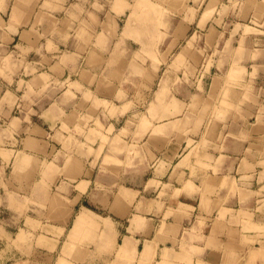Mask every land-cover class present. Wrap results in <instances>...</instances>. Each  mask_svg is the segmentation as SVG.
I'll use <instances>...</instances> for the list:
<instances>
[{
    "label": "crops",
    "instance_id": "0c3cea01",
    "mask_svg": "<svg viewBox=\"0 0 264 264\" xmlns=\"http://www.w3.org/2000/svg\"><path fill=\"white\" fill-rule=\"evenodd\" d=\"M139 1L76 0L58 18L62 0H39L38 9L36 0H0V59H11L6 77L0 76V229L27 222V231H35L32 223L41 224L40 231L75 235L91 227L106 241L112 231L119 248L111 264H264V100L248 105L251 127L223 131L226 122L212 121L206 139L213 147L200 154L201 164L211 169L191 156L204 131L187 138L173 129L142 137L135 128L126 137V116L139 107L134 104L126 113V104L140 88L126 90V49L138 42L126 38L125 17ZM153 1L174 13L163 44L185 48L189 36L197 34L223 45L217 56L172 50L174 60L197 56L198 84L228 76L239 50L250 62L237 64L232 77L264 67V0ZM40 8L41 22L35 14ZM4 12L16 13L17 21L4 26ZM206 12L212 15L202 26ZM81 31L85 37H79ZM239 118L228 117L229 127L240 124ZM132 145L139 158L130 168L126 149ZM148 148L155 157L150 178L141 161ZM18 156L25 163L47 161L51 169L44 182L62 198L61 211H49L52 199L48 209L34 202L46 167H28L33 173L22 185L14 183L12 171L4 176ZM152 182L158 184L156 195L148 198ZM3 254L0 264L13 260Z\"/></svg>",
    "mask_w": 264,
    "mask_h": 264
},
{
    "label": "rangeland",
    "instance_id": "374dc122",
    "mask_svg": "<svg viewBox=\"0 0 264 264\" xmlns=\"http://www.w3.org/2000/svg\"><path fill=\"white\" fill-rule=\"evenodd\" d=\"M38 1L36 0V9L39 8ZM62 2V7L57 8L60 9L58 18H64L68 13L66 11L67 8L76 3V0H62ZM137 8L132 10L130 16L125 17V20H128L126 38L128 37L138 42L132 45L130 53L126 49V90L133 93V91L140 88V91L138 95L136 93L133 99H130L131 101L126 104V113L132 108L135 109L134 104L139 107L132 114H129V117L126 116V131L124 133L126 132L127 137L131 134V129L136 128L138 133L141 134L140 136L143 137L149 132H152L153 135L165 134L173 129L179 132L180 138H187L190 135L200 136V132L204 131L205 135L201 138V142L193 148L191 156L197 158L198 165L211 169V166L201 164L200 154L201 151H206L213 147V144L210 143L211 141L209 142L206 139L210 131L214 129L212 121L226 122L224 123L223 131L224 129L237 131L239 126L241 129L246 128L247 125L251 127L247 119L249 118L252 122L254 118L250 117L251 107L248 105L254 99L264 100V67L262 69L254 67V72L251 75L243 73L232 77V71L236 69L237 64L239 65L242 62L246 66L248 64L247 61L250 62L246 57H243V51L239 50L236 56L239 60L234 62L228 76L217 78L212 84L210 79H205V83L198 84L199 71L194 69L196 67L194 64L199 62L196 59L197 56H194V59L190 56L191 59L188 56H179V58L174 60V57H171L172 50L173 54L178 53L179 50L182 52L184 50V53L194 52L196 54L199 53L200 56L205 52H215V56H217L219 55L218 51L223 49V45L218 43V41L214 43L210 37L205 42L202 35L191 34L188 38V47L184 48L185 45L183 44H179L178 49H174V45L168 47L167 43L163 44L162 41L171 34L172 28L169 23L174 13L164 9V6H159L153 0H140ZM35 14L37 21L41 22L43 20L42 9L40 8ZM80 14L81 17H84V12H80ZM211 15L212 12L205 13L201 22L202 26ZM81 17L73 16L72 18L79 19ZM3 19L2 23L4 26L6 24L11 25L17 21L16 13L4 12ZM85 34L81 31L79 37H85ZM156 41H159V43H156ZM211 49L212 51H210ZM229 49L230 46L227 44L226 50ZM6 50L11 52L13 50L12 45L7 47ZM163 52L164 54L160 57ZM10 66L11 59L3 61L0 59V76L6 77L5 70H10ZM210 66L211 61L208 63L207 70ZM223 80L227 85H225V89L222 88ZM172 86L179 90L176 92L171 90ZM187 91L188 94L185 93ZM240 92L242 97H239ZM127 98L129 97L127 96ZM176 98L189 103H182L177 101ZM241 98L242 102L237 106L234 101L241 100ZM155 102L158 105L157 108L154 107ZM215 102L217 104H214ZM172 103L175 105V112L173 113H171ZM176 111L178 112V118L173 123H162L175 116L177 114ZM260 112L264 113V107L260 108ZM115 113L111 112L112 115ZM147 115L150 116L149 119H147ZM231 115L241 119H237L240 124L234 123V129L227 124L229 121L228 117H231ZM145 123H147L146 126L144 125ZM259 123L260 120L258 121ZM155 125L160 126L156 128ZM193 144L192 140L188 141L189 146ZM137 148L136 145H132L126 149V151H131L130 155L127 156V167L133 168L137 158H139ZM147 154V157H143L141 161H145L142 164L146 166L147 178H150V171L155 163V157L149 152V148ZM8 156H5L7 161L10 159ZM46 163V160L39 161L32 158L25 163L18 156L13 163L8 164L9 167L6 169L4 176L8 177L12 171L14 183L22 185L27 182L33 173L27 171L28 167L31 169L40 168L41 171L46 167V171L40 172L42 181L35 186L34 202L36 207L40 206V208L48 209L46 203L52 199L49 211L58 213L62 210V208L60 209V205L63 204L62 198L54 194L51 188L46 187L44 181L48 178L51 169L47 168ZM214 171L215 174H218V170ZM151 185H153V188L148 189V198L156 195L155 186L158 184L152 182ZM18 191L26 193V189L22 187ZM23 216L25 217V214ZM26 226H28L27 222L25 225H17V229L15 226L8 228L9 231L0 229V252L3 250L5 258L13 259L7 264H111L119 248L112 231L108 241H106L102 238L99 229L91 227L78 231L73 235L72 231H66L65 234H63V231H40L39 229H42L41 224H29V227L35 231H27ZM10 247L13 248L11 252Z\"/></svg>",
    "mask_w": 264,
    "mask_h": 264
},
{
    "label": "bare ground",
    "instance_id": "6f19581e",
    "mask_svg": "<svg viewBox=\"0 0 264 264\" xmlns=\"http://www.w3.org/2000/svg\"><path fill=\"white\" fill-rule=\"evenodd\" d=\"M146 7V6H145ZM144 8V7H143ZM147 8V7H146ZM145 9V8H144Z\"/></svg>",
    "mask_w": 264,
    "mask_h": 264
}]
</instances>
